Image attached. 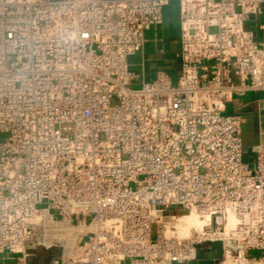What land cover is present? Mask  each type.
Masks as SVG:
<instances>
[{"label":"built area","instance_id":"1","mask_svg":"<svg viewBox=\"0 0 264 264\" xmlns=\"http://www.w3.org/2000/svg\"><path fill=\"white\" fill-rule=\"evenodd\" d=\"M174 3L178 75L147 80V34ZM263 6L0 0V264H190L217 242L264 264V133L245 161L246 119L229 114L264 93L248 27ZM192 213L206 223L182 237L172 223ZM60 224L71 246L47 239Z\"/></svg>","mask_w":264,"mask_h":264},{"label":"crops","instance_id":"2","mask_svg":"<svg viewBox=\"0 0 264 264\" xmlns=\"http://www.w3.org/2000/svg\"><path fill=\"white\" fill-rule=\"evenodd\" d=\"M248 27L253 33H255L258 39L261 38L262 33H264V6L262 14L260 16L254 17ZM159 32L163 33L168 40L169 48L166 54H168V57L172 62L168 67L164 66V69L172 73H176L178 72V70H176V64L179 65V63L175 56L180 48L179 7L176 3L166 8L164 25L158 28L156 31H152L147 34L145 55L148 63H153L156 61L153 56L157 42L156 36ZM260 108L264 110V93L249 94L245 99L235 101L233 104L229 105L230 112H237L245 117V127L247 126V129L250 130L249 133L251 136V147L259 142L260 132L264 133V119L260 124L257 117L258 109Z\"/></svg>","mask_w":264,"mask_h":264},{"label":"bare ground","instance_id":"3","mask_svg":"<svg viewBox=\"0 0 264 264\" xmlns=\"http://www.w3.org/2000/svg\"><path fill=\"white\" fill-rule=\"evenodd\" d=\"M208 222V221H207ZM234 218L231 216L229 221V227H234ZM206 222L200 220L197 214L183 215L178 221L172 223L177 228V231L182 237H190L194 231H199ZM46 237L49 241L55 238L64 240L67 246H71L74 239V232L69 228L67 224H60L52 227L46 233ZM229 260L227 258L222 259L219 264H226ZM230 264V262L228 263Z\"/></svg>","mask_w":264,"mask_h":264},{"label":"rangeland","instance_id":"4","mask_svg":"<svg viewBox=\"0 0 264 264\" xmlns=\"http://www.w3.org/2000/svg\"><path fill=\"white\" fill-rule=\"evenodd\" d=\"M179 28H180V21H179ZM156 46H155V52H154V56L153 58L156 59L155 62L153 63H148L147 61V80H149L152 77L153 74V70L155 69H164V66L168 67L170 65V63H172L168 57V54H166L167 50H168V40L166 39V37L164 36L163 33L159 32L158 35L156 36ZM163 50L164 53H160V51ZM176 64V63H175ZM176 70L179 71V65L176 64ZM178 75V72L174 73V77L176 79ZM231 112H229L230 114ZM249 129H247V126L244 127V147H245V151L247 152V156H245V161H248V158L250 157V149H251V143H250V133H249ZM255 256H258V254H255ZM229 263V262H228ZM226 263V264H228ZM12 264V263H9Z\"/></svg>","mask_w":264,"mask_h":264},{"label":"water","instance_id":"5","mask_svg":"<svg viewBox=\"0 0 264 264\" xmlns=\"http://www.w3.org/2000/svg\"><path fill=\"white\" fill-rule=\"evenodd\" d=\"M209 252L199 251L197 253V261L190 264H216V261H221L223 258L222 243L217 242L211 244Z\"/></svg>","mask_w":264,"mask_h":264}]
</instances>
